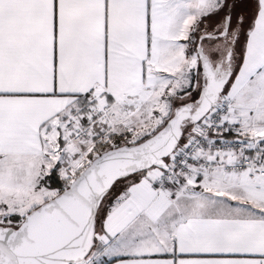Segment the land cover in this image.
Returning a JSON list of instances; mask_svg holds the SVG:
<instances>
[{"label":"snow or ice","instance_id":"6c2138e0","mask_svg":"<svg viewBox=\"0 0 264 264\" xmlns=\"http://www.w3.org/2000/svg\"><path fill=\"white\" fill-rule=\"evenodd\" d=\"M0 264H264V0H0Z\"/></svg>","mask_w":264,"mask_h":264}]
</instances>
